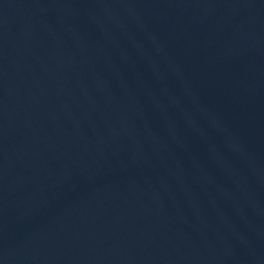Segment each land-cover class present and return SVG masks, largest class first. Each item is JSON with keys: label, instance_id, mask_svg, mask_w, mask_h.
Returning a JSON list of instances; mask_svg holds the SVG:
<instances>
[{"label": "water", "instance_id": "95a60500", "mask_svg": "<svg viewBox=\"0 0 264 264\" xmlns=\"http://www.w3.org/2000/svg\"><path fill=\"white\" fill-rule=\"evenodd\" d=\"M0 264H264V0H0Z\"/></svg>", "mask_w": 264, "mask_h": 264}]
</instances>
